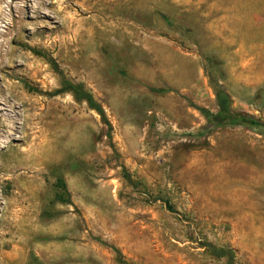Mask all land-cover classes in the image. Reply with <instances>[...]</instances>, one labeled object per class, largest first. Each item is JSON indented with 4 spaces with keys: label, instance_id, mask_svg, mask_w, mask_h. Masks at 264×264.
<instances>
[{
    "label": "rangeland",
    "instance_id": "obj_1",
    "mask_svg": "<svg viewBox=\"0 0 264 264\" xmlns=\"http://www.w3.org/2000/svg\"><path fill=\"white\" fill-rule=\"evenodd\" d=\"M262 125L264 0H0V264H264Z\"/></svg>",
    "mask_w": 264,
    "mask_h": 264
},
{
    "label": "trees",
    "instance_id": "obj_2",
    "mask_svg": "<svg viewBox=\"0 0 264 264\" xmlns=\"http://www.w3.org/2000/svg\"><path fill=\"white\" fill-rule=\"evenodd\" d=\"M34 54L44 58L51 69L59 76L60 78V87L54 91L51 95L52 97L70 93L77 101L85 102L87 107L93 111H95L101 118L102 122L107 126L108 131L111 129L105 113L102 107L95 102L92 95L89 94L81 84H73L63 76L62 71L57 66L56 62L52 58H48L44 53L37 52L32 50ZM210 84L213 88L216 105L218 107L217 116H213L209 111L203 108L195 107L207 120H211L213 118H221V119H230L231 122H239L241 125H245L244 119L240 115H232L230 110V98L227 93L223 90V88L217 83H213L210 81ZM251 124L253 126H261L255 120H251ZM264 126V125H262ZM55 194L54 201L60 204H70V195L67 190L66 184L62 178H57L54 184ZM200 247L205 248L211 257L215 259H225V264H237L235 262V254L231 249H226L223 247H216L210 243H201ZM113 251L120 257L118 250L112 248ZM121 261V260H120Z\"/></svg>",
    "mask_w": 264,
    "mask_h": 264
}]
</instances>
